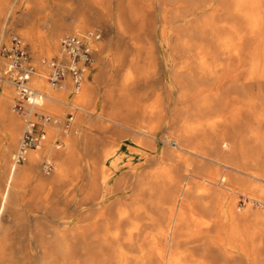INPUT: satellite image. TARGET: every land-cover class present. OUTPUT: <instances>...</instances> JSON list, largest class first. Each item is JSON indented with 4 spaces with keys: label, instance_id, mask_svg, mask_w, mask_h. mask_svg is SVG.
<instances>
[{
    "label": "bare ground",
    "instance_id": "1",
    "mask_svg": "<svg viewBox=\"0 0 264 264\" xmlns=\"http://www.w3.org/2000/svg\"><path fill=\"white\" fill-rule=\"evenodd\" d=\"M136 1L128 0L131 7L126 13L132 21L123 23L119 10L114 25L135 33L146 27L147 16L153 25L159 22L152 31L162 43L158 46L166 80L164 101L160 99V106L150 105L154 113L160 107L159 116L154 121L149 118L146 129L139 131L144 136L138 144L139 150H157L156 154L142 152L141 162L154 161V166L146 164L144 171L143 165L131 193H115L109 201L106 196L111 193H97L102 205L83 215L81 219L88 223L39 232H15L1 223L16 219L8 205L16 203L15 190L26 178L23 173L12 175L0 196V264H264V0H144L141 5ZM101 2L105 13L95 17V24L110 22L109 0ZM5 3L0 0V14ZM93 24L81 14L71 27L85 29ZM49 37L43 39L44 44L48 40L47 56L58 50L59 41V35ZM104 41L100 46L106 45ZM119 53H113V66L119 64ZM129 73L124 75V84L132 81ZM40 78L34 82L45 87ZM90 86L85 84L83 91L93 96ZM240 88L246 96L243 99ZM55 90L53 95H67L66 87ZM11 97L9 89L0 92V122L9 134L8 168H12L10 153L24 126V119L9 106ZM61 109L52 111L60 115ZM47 150L55 152L50 146ZM30 167L36 177L35 192L46 177L34 171L36 166ZM8 168L22 171L16 165ZM60 172L61 167L56 175ZM54 181L55 177L47 180L50 187ZM104 181L105 176L100 183ZM161 210L168 212L161 218H166L165 224H159L155 214ZM61 217L57 219L67 218ZM22 235L32 239L13 240ZM183 239L187 244L199 241L202 253L195 254ZM195 247L199 250L196 243Z\"/></svg>",
    "mask_w": 264,
    "mask_h": 264
},
{
    "label": "crops",
    "instance_id": "2",
    "mask_svg": "<svg viewBox=\"0 0 264 264\" xmlns=\"http://www.w3.org/2000/svg\"><path fill=\"white\" fill-rule=\"evenodd\" d=\"M5 2V5H7L5 6V12H14L13 16H4L3 20L5 24L7 25L8 23L11 29L20 30L22 32L26 31L28 33L27 36L31 39L32 44L35 46L36 52L45 51L44 48H46V43L48 46V40H45V42H47L44 44L43 39L46 36L47 39L48 36H50V39L51 36L54 37L60 35L65 31L70 32L72 30L70 28L74 29L71 25L75 26L74 24L76 23L78 16L81 14L88 16L90 21H92V24H95V22H93L95 21V17L101 15L103 16V13H105L101 0H5ZM109 5H111L113 10H120L121 16H127V7H131V3H128L127 0H112ZM127 20L129 21L130 19ZM99 23L101 22H98V24L95 25L103 27V32L100 33V39L102 38L101 41L105 40L104 42L106 45H104L99 51L100 55L98 56V66L91 68V72L88 75V84L91 85L90 89L93 88L92 91L94 94L91 93L93 96L87 95L82 97V101L85 105H83V108L81 107L82 104L78 103L79 106L77 108V112L80 111L81 115H78L76 121L83 130V134L80 136L68 135L70 138L69 147L65 151H62V153L56 151L50 154L53 155V158L56 160L55 164L62 168V172H60V174H54L52 176L55 177V181L51 186L54 190H59L62 186L61 181L63 178L60 177L61 175H63L66 180H74L78 176L82 181L81 183L84 189L95 190L99 187L101 179V166L104 164H111V160H107V162L105 160V150L115 147L116 145H119V150H126L129 147H134L132 144V141L135 140L133 139V134L140 135L139 131L143 130L142 127L146 128L148 126V120L151 119V121H154V119L156 120V118H158L159 115L157 112L160 107H155L157 110L155 113L154 111L151 112V108L153 105L155 106V104L156 106H160L164 101L163 86H165V75L163 71L161 47L156 45L149 50L150 52L155 53L154 56L150 57L149 62L151 65H153V63L157 66L161 65L160 70L157 69L151 74L152 79L149 82L138 80L132 85L129 82L124 84L123 78L128 71H126V69L116 68L120 66V63L121 65H130L131 63L130 66L133 67L131 72L134 80L139 77L147 76V70L140 69V66H142L140 63L145 61L144 58L141 57L140 53L142 52V48H148L149 46H135L130 44V38L140 37L141 31L134 33L132 30L130 31L127 29L117 30L110 27L109 24L105 25L103 22L101 24ZM69 26L70 28L68 30L67 27ZM9 27L5 26V29ZM57 31H59L58 34L54 35ZM43 32L46 36L42 34ZM52 33L54 36L51 35ZM120 39L122 41L121 43H119ZM113 42L115 43L113 44ZM109 44H111V46ZM116 44L119 48H117ZM111 47L114 48V51ZM124 47L125 50H123ZM115 52H120V61L117 67L112 64L113 58L110 60L106 56L102 55L104 53L113 54ZM134 59L135 61H138L137 65H135L136 62H134ZM136 71L139 73L141 72V76L137 75L139 73ZM123 90H125L127 97ZM126 98L130 99L127 100ZM153 99L155 101H153ZM160 99H163L162 103ZM153 102H155V104H152ZM151 104L152 106H150ZM151 113H154V115ZM67 117L68 114H66V118ZM117 118H120L121 120L119 119L118 121ZM3 125L4 122L1 121L0 188L3 186L4 180H6V160H8L9 153V134ZM60 128H62V134L66 133L63 125L60 126ZM133 128L135 131H133ZM74 131H78V129H74ZM55 142L56 144H59L57 143L58 140ZM109 159H111V157ZM34 161H37L36 157H34ZM22 164L23 163H20L18 166L23 172L17 171L15 174H18L19 176L23 173L21 175L26 177L24 178L25 181L21 184L20 188L31 184L30 180L33 176V173L30 172L32 171L30 164ZM30 188H32V186H30Z\"/></svg>",
    "mask_w": 264,
    "mask_h": 264
},
{
    "label": "rangeland",
    "instance_id": "3",
    "mask_svg": "<svg viewBox=\"0 0 264 264\" xmlns=\"http://www.w3.org/2000/svg\"><path fill=\"white\" fill-rule=\"evenodd\" d=\"M109 1H110L109 4H111L112 0H109ZM143 1L144 0H138V1H136V3L138 5H141L143 3ZM110 8L112 9L111 5H110ZM118 12H119V10L117 11V10L112 9L110 12L112 14L109 15L110 16L109 17L110 22L106 23L105 25L109 24V26L112 28H119V26L116 27L117 25H114V19H115V16H118ZM119 14H120V12H119ZM13 15H14V12L8 13L5 11L2 14H0V45L3 44L4 42H6L9 39L10 35H12V34H18V35L22 36L25 39L26 43L28 44V47H29L28 50H29L31 58L34 60V62L38 66L39 70L43 71L42 70V69H44L43 66H41L39 64L40 58H42V57L51 58V57L57 56L58 50H59V41H58V50H56L52 55L47 56L45 51L44 52H36L35 46L32 44L31 39L25 33H23L20 30L11 29L9 27L10 25L8 23H7V25L5 24V22L3 20L4 16H13ZM123 18L124 19H121L123 23H125V21H127V19H130V18H128V16H126V17L124 16ZM147 18H148V20H147ZM149 18H150V16H147L146 17L147 21H145V24H147L145 26L147 28L144 27V28H141L140 30H138V31H141V33H140L141 36L137 37V38H130V44H132V45L149 46L148 48H144V49L142 48V52L140 53L141 57L144 58V60H145L144 62H141L140 64L142 66H146V70H147L146 75L147 76L141 77V78H136V80H134V77L133 78L131 77V79H129V81L133 80L130 83L131 85L134 84L138 80H140V81L142 80L144 82L145 81L149 82L152 79L151 74L154 73L157 69H159V70L161 69V65L157 66L154 63H153V65H151V63L149 62L150 57L155 55V53L150 52L149 50H151L153 46L160 45V44L162 45V43L156 39V38H158L155 36L156 33L154 31H152L154 26H156V28L159 27V22L157 21L155 23V25H153V22H151L152 18L150 20H149ZM136 19H138V18H136ZM131 21L132 20L130 19L128 21V23ZM149 21L151 22L150 26H152V27H150L148 25V23L150 24ZM5 26L9 27L10 29L9 28L5 29ZM90 28L96 29L100 33L103 32L102 26H92V27H87L85 29H90ZM85 29L74 28L70 32H74L76 30H85ZM125 29H127V28H125ZM125 29L122 27L119 28V30H125ZM127 30H129V29H127ZM65 33H66V31L61 33L59 35V39ZM101 39L98 40L99 46H96V45H98L96 42H95L96 45L94 43V54H95L94 62L88 68L87 77H86V79L82 85L81 90L78 93H75V94L72 93L71 88H70L69 78H67L61 86H52L51 84H49L46 81V79L43 76H36L32 80V83L36 87H38L40 90H42L46 95L49 93V97H46V99L44 100V109L47 112L54 114L55 112L52 111V109L54 107H57L60 109L62 108L61 112L59 113L60 115H56L59 119V125H50L48 127V130H47V137L48 138H46V140L42 146H40L39 148H36L35 150L34 149L30 150L29 154H28L27 161L22 164V165H26V164L35 165L36 166L35 171H38L44 177H46L45 178V180H46L45 184L48 183L47 180L50 177H52L54 174H56V172L58 173V171H59L58 165L55 164L56 160L53 158V155H50L48 153V151L46 150L47 147L50 146L55 150V152L57 151L59 153H62V151H65L69 147L70 138L68 137V135L69 136H71V135L80 136L83 134V130L80 128V125H78V122L76 121L78 115L79 116L81 115L80 111H78V112L73 111V117L71 118V124L69 125L68 130H66V133L62 134V128H60V126H62V125L64 126V123L67 122L66 114L68 112L72 111L69 104H75L76 106H79L78 105V103H79V104H82L81 107L83 108L84 103L82 101V97L87 96L86 92L83 91V89H84L83 87L85 84H88V75L91 72V68L98 66V56L100 55L99 51L103 47L102 45H101L102 47L100 46V44L102 42ZM102 55L106 56L110 60L113 58V56H112L113 54L104 53ZM116 69H126V71H128V73L130 72L129 73L130 75L132 74L131 71L133 70L129 64L120 65ZM40 77L43 78L42 81L44 80L45 83L44 82L43 83H44L45 87H43V85L41 86V84H37L36 82H34L37 78H40ZM165 81L166 80L164 79V82ZM192 82L193 81L188 80V84L190 86H192L191 85ZM46 84L48 85V88H46L47 87ZM63 87H66L67 95L59 96V95H53L52 94V93H54V91H56L55 89L60 90ZM6 89H9L11 92V95H12V97H11L12 100L10 99V102H9V106H10V105H12V101L14 98L13 88L10 84L3 82V81H0V92L5 91ZM48 90H52V91L47 92ZM238 92H239V96L241 95L240 97L242 99L244 97H246L245 93H244V89L241 90V88H240ZM91 111H93V110H91ZM13 113L17 116V114L15 112H13ZM244 115L247 116L248 114H244ZM23 125H24V122H23ZM23 127L20 131L17 142H19V138L21 136ZM142 128H143V130L146 129L144 127H142ZM50 129L51 130L56 129V131H54L52 133L53 135L48 134V131H50ZM74 129H78V131H74ZM57 130H58V132H57ZM69 130H71V131H69ZM142 135L143 134H140V137H139L138 134H133V136H134L133 138L136 140V141L134 140L135 143H134V141H132L133 142L132 144L134 145V147H129L126 150H119V148H118L119 145H116L115 147H111V148L105 150V152H104V156L106 157L105 160H106V162H107V160H111V164H104L101 166V169H100L101 170V179L100 180L102 181L103 176H105V181H104L103 185L100 183L101 185H99V187H97L95 190L84 189L82 186V183H81L82 181H81V179H79L78 176L74 180H66L65 177L63 175H61L60 177H62L64 181L63 180L61 181L62 186L59 190H56V189L54 190L52 187L49 186L50 184L48 183V184H46V189H44L45 187H43V186H45V184H43V186H42L43 189L41 187V188H39L40 190L39 189L36 190L35 191L36 193H35L33 191V189L30 188V186H32L34 184V182L36 181V177L35 176L32 177V179L30 180L31 184H29L28 186H24L22 188L19 187L18 189L15 190V193H14L15 196H13V198H15L16 203L8 205L9 208L15 210V211H13V213L15 214L16 219L12 220V219L6 218L7 220L6 221L2 220L1 223L4 225L10 226L9 229L11 231H15V232H19V231L23 232L22 230H24V232L25 231L27 232L29 230H32V232H35V231L39 232V230H47V229H51L54 227H66L69 225H79L82 223H88L87 220L83 221L81 219L83 217V215L84 216L88 215L89 212H90L89 214H91L92 211L99 209L102 205L101 202H100V204H98L99 199H98L97 193H100V192L111 193L110 196H106L108 201L114 197L112 195L115 193L116 194H122V192L123 193H128V192L131 193V191L134 187V181L137 178V176L142 174L143 170L145 171L148 168H151L154 166V164H155V163H153L154 161L150 162V163H152L151 165H150V163H145V164L142 163V162H144V160H143L144 154L142 155V152L146 153V150H147L150 153V151H151L150 149H146V148L139 150L138 144L143 143L141 140ZM57 140H58L57 143H59V144H56L55 141H57ZM16 146H18V143ZM15 147L12 150V153H10L11 155L17 149V147L16 148ZM156 153H157V150L151 151V154H156ZM117 156L119 157L118 158L119 162L116 164ZM34 157L37 158V161H34ZM110 157H111V159H109ZM45 160H47L51 165L50 167H48L49 169L46 167L44 168V166H43V162ZM133 164H136V165L133 166V168H132ZM146 164H147L148 168H147ZM143 165H144V167H143ZM7 166H9V164H7ZM10 167H11V165H10ZM10 167L9 168L7 167V168L11 169ZM17 167H19V166L16 165V168ZM16 168H15V170H16ZM46 169H48V171H46ZM132 170H133V172H132ZM131 172L133 174H135V175H133V178H132ZM15 174H16V172H14V170H13V172L12 171L10 172L9 170L6 169V174H5L6 181L4 180L3 185L8 184L10 177L12 175H15ZM135 176H136V178H135ZM119 178H120V180H119ZM126 184H127V187H126ZM47 186H48L49 190H47ZM2 189H3V186L0 188V196H1ZM42 190L44 193L42 192ZM42 195H43V199L40 197ZM94 196H95L97 201L95 200ZM89 199H91L92 202ZM58 211H59V213H58ZM60 211H62V212H60ZM164 211L161 210L160 214L157 211L155 212V214L158 215V218L161 220V221H159V219L157 220V222L158 221L160 222V223L158 222L159 224H162V223H164V221H166V218L161 219L164 216H166L168 213V212H164ZM57 214L58 215L60 214V216L62 215V217L60 219H62L64 216H66L67 218L70 217L69 218L70 220L67 218H65L67 220H65V219L64 220L63 219L58 220L57 217H60V216H57ZM10 220H12V221H10ZM29 239H32V238H29V237L24 236V235L13 237V240L20 241V242H23V241H26ZM33 239H36V238H33ZM184 240H186V239H183V242L185 243L186 241H184ZM187 242L185 244H187ZM195 243H196V246L198 247L199 250H197V249L195 250V248H196ZM190 244L193 246H191ZM199 244H200L199 241H194V242L191 241L187 245L188 246L190 245V248L194 247L193 251L194 252L196 251L195 254H199V253H202V252H200L201 249L198 246ZM206 253L207 254L211 253L210 255H215V253L211 252V251H208Z\"/></svg>",
    "mask_w": 264,
    "mask_h": 264
},
{
    "label": "built area",
    "instance_id": "4",
    "mask_svg": "<svg viewBox=\"0 0 264 264\" xmlns=\"http://www.w3.org/2000/svg\"><path fill=\"white\" fill-rule=\"evenodd\" d=\"M99 39L100 32L93 28L66 32L59 39L58 55L40 58L43 71L31 58L22 36L12 34L0 45V81L12 86L14 98L11 109L24 119L17 149L12 154L11 169L26 162L30 150L43 145L50 125H59L58 117L44 109L47 95L32 83L33 78L43 76L52 86H61L69 78L72 93H78L87 77L88 68L94 62V43ZM69 106L72 111L67 113L64 130H68L73 111L78 108L75 104ZM43 166L48 168L51 165L46 161Z\"/></svg>",
    "mask_w": 264,
    "mask_h": 264
}]
</instances>
